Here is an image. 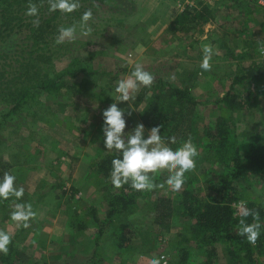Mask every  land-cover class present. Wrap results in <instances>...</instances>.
Returning a JSON list of instances; mask_svg holds the SVG:
<instances>
[{
	"label": "rangeland",
	"instance_id": "374dc122",
	"mask_svg": "<svg viewBox=\"0 0 264 264\" xmlns=\"http://www.w3.org/2000/svg\"><path fill=\"white\" fill-rule=\"evenodd\" d=\"M107 1L108 11L100 18L104 23L116 17L112 28L103 36H97L93 30L89 36L77 31L76 39L67 47L71 49L69 55L59 56L53 62L54 71L66 67L71 57L80 58L77 66L88 64L96 76L86 77L90 80L85 95L73 90H62L56 96L36 92L29 106L0 125V164L17 177V186L24 189L23 201L30 203L36 213L28 228L17 227L9 218L13 200L0 201V231L10 235L9 247L12 245L22 254L25 261L20 260L21 264H88L93 254L96 255L92 261L97 264H151L154 257H163L162 264H174L182 246L192 247L195 254L189 261L200 264L202 257L187 227L189 222L176 220L164 235L152 225L149 207H153L154 200L159 195L172 198L181 190L173 191L167 185L154 187L146 202L133 206L126 217L115 220V225L104 227V235L97 240L99 225L106 223V206L102 201L106 185L98 182L92 165L101 155L112 152L106 151L103 144L101 114L110 104L102 99L113 103L114 97L107 92L114 89L116 81L129 76L105 78L99 73H108L117 63L128 69L141 64L153 76L156 69L162 68L160 75L173 86L189 90L201 103L199 141L208 120L221 115L222 109L211 102L231 91L239 101L254 103L252 109L245 106L233 113L238 131L259 133L264 138V79L232 86L243 69L264 65V11L258 8V14L253 15L243 5L237 7L231 2L224 7L222 0ZM201 5L219 11L216 21L193 26L187 32L170 28L187 7L194 9ZM244 30L250 34H240ZM206 46L211 47L212 58L211 70L204 72L200 63ZM94 95H101V99H95ZM147 102L146 98L138 108L133 106L134 101L130 102L131 108L127 102L118 103L119 108L131 113L125 116V132L142 124L140 116ZM145 130L147 135L150 128ZM198 152L196 167L185 174V180L190 176L201 180L203 173L212 178L218 173V168L201 151V144ZM167 175V170L158 172L154 183H163ZM199 184L202 186L201 181ZM236 188L243 196L241 204L247 199L264 198V191L252 176L238 182ZM90 213L97 218L96 222ZM235 213L239 216L238 210ZM122 226L135 230L136 236L119 249L115 235ZM79 227L82 229L78 231ZM177 235L188 241L176 243ZM95 240L99 247L94 246ZM214 248L216 263L229 264L225 246L217 243Z\"/></svg>",
	"mask_w": 264,
	"mask_h": 264
},
{
	"label": "trees",
	"instance_id": "16d2710c",
	"mask_svg": "<svg viewBox=\"0 0 264 264\" xmlns=\"http://www.w3.org/2000/svg\"><path fill=\"white\" fill-rule=\"evenodd\" d=\"M30 2L37 6L38 17L25 15ZM231 2L237 7L243 5L247 10L251 9L253 15L258 14L259 9L252 2L222 0L224 7ZM107 4H109L107 0H80V8L66 15L59 11L50 13L48 0H0V125L7 118L17 116L29 106L36 92L56 96L62 90H73L78 95H85L90 80L86 77L94 78L96 74H92L94 72L90 71L88 64L77 66L81 62L79 57L69 58L66 67L54 71V60L59 56L62 58L69 55L71 49L67 47L72 45V42L67 41L58 44L56 37L60 27L75 25L77 31H80V16L85 10H91L93 13L92 19L88 22L89 27L98 33L97 36H103L117 20L114 17L102 23L100 16L108 11ZM217 12L219 13L215 7L208 5L194 9L187 7L176 16L170 28L176 32H187L193 26L216 21ZM34 19L38 20L37 25L33 24ZM245 32L246 30L241 31L240 34L248 35V31ZM132 70L117 63L113 70L108 73L100 72L99 76L105 78L110 75L122 76L130 74ZM155 71L151 88L141 87L133 103V106L138 108L146 98L148 99L140 116L142 124L150 129L160 126L161 136L165 140L174 136L176 142L170 144L173 148L188 139L197 149L201 144V151L218 168V173L212 178L203 173L201 180L190 176L185 180L179 194L172 198L159 195L154 200L153 207H149L152 212V225L157 227L159 234L164 235L170 232L176 220L189 222L187 227L194 236L197 251L202 257L200 264H217L214 248L217 243L225 246L229 264H264V261H261L264 257V198L247 199L244 202L247 209L258 214L256 222L262 226L254 244L238 234L237 226L243 217L235 216L234 209V205L243 200V196L236 188L238 182L252 176L264 191V138L259 133H240L233 118L235 111H240L245 106L252 109L254 103L248 100L247 104L239 101L237 95L231 91L211 102L215 107L225 111V114L221 111L220 116L208 120L203 127L202 140L199 141L197 125L200 121L198 107L201 103L191 96L189 90L173 86L160 75L162 68ZM77 78L81 80L77 81ZM262 79L264 65H252L243 69L241 75L233 79L232 86ZM248 96L250 99L251 94ZM99 97L101 95H94L95 99H101ZM102 100L108 105L111 104L107 98ZM117 155L115 152L105 153L92 165L98 182L106 185L102 198L106 206V223L103 221L99 225L97 240L99 236L104 235V227H110L113 223L115 225L117 218L126 217L133 206L141 204L145 199L147 201L153 192L152 189L138 192L128 185L119 189L112 186L109 177L111 160ZM4 167L7 166H0V177L7 171ZM156 178L154 176V180ZM200 181L202 186L199 184ZM89 215L96 222L94 214ZM244 219L249 224L254 222L252 216ZM81 229L82 227H79L77 230ZM135 233V230L128 226L116 230L118 248L129 244L135 238ZM177 238L179 240L176 243L179 244L188 241L183 235H177ZM94 246L99 247L97 241ZM191 248L182 246L174 264H193L189 261L190 256L195 254L191 252ZM95 255L88 260V264H97L96 260L92 261ZM21 257L22 254L11 245L6 255L0 254V264H21L20 260L25 261Z\"/></svg>",
	"mask_w": 264,
	"mask_h": 264
},
{
	"label": "clouds",
	"instance_id": "9594fccd",
	"mask_svg": "<svg viewBox=\"0 0 264 264\" xmlns=\"http://www.w3.org/2000/svg\"><path fill=\"white\" fill-rule=\"evenodd\" d=\"M80 8V0H48V11L50 13L59 11L63 14H71ZM26 16L38 17L39 12L35 4L29 3L25 12ZM91 10H85L80 16L79 35L89 36L92 32L88 22L92 19ZM33 24L37 25L38 20L34 19ZM77 37L75 25L60 27L56 37V43L72 42ZM212 58L211 47L203 48V57L200 68L204 71L211 70L210 60ZM154 76L146 71L141 64H136L127 78L116 81L114 89L107 94L113 99L107 109L102 112L103 144L106 151H112L118 155L111 160L109 173L111 184L114 188H121L128 185L132 190L145 191L154 187L163 188L165 185L173 191H179L185 183V174L196 167V157L199 155L197 147L190 139L185 140L178 147H171L170 144L176 142L174 136L167 140L161 136L160 126H154L145 135V126L137 124L131 131L125 132L126 113L118 107V103L130 102L137 98L136 93L143 87L151 88ZM163 170H167L168 175L163 183H154V176ZM17 177L4 172L0 177V200H13V210L9 218L17 227L28 228L29 222L36 213L30 203L23 201L24 189L17 186ZM242 219L237 226L238 234L245 237L249 243H255L260 235L261 224L256 222L258 214L253 210L243 209ZM252 216L254 222L249 224L244 218ZM11 244V237L5 231H0V254L6 255ZM163 257L152 258L151 264H162Z\"/></svg>",
	"mask_w": 264,
	"mask_h": 264
},
{
	"label": "built area",
	"instance_id": "2783aa9c",
	"mask_svg": "<svg viewBox=\"0 0 264 264\" xmlns=\"http://www.w3.org/2000/svg\"><path fill=\"white\" fill-rule=\"evenodd\" d=\"M246 1L252 2L258 8H260L261 10L264 11V0H246ZM244 208H245V205L244 204H241V203H237L236 205H234V209L238 210L239 216H242L241 213H242V211H243Z\"/></svg>",
	"mask_w": 264,
	"mask_h": 264
},
{
	"label": "crops",
	"instance_id": "0c3cea01",
	"mask_svg": "<svg viewBox=\"0 0 264 264\" xmlns=\"http://www.w3.org/2000/svg\"><path fill=\"white\" fill-rule=\"evenodd\" d=\"M252 16V15H251ZM252 23H253V21H252ZM250 25H251V23H250ZM250 33H248V35H249Z\"/></svg>",
	"mask_w": 264,
	"mask_h": 264
}]
</instances>
